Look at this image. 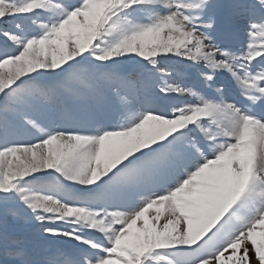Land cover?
I'll return each mask as SVG.
<instances>
[{"label": "snow or ice", "instance_id": "1", "mask_svg": "<svg viewBox=\"0 0 264 264\" xmlns=\"http://www.w3.org/2000/svg\"><path fill=\"white\" fill-rule=\"evenodd\" d=\"M0 257L264 264V0H0Z\"/></svg>", "mask_w": 264, "mask_h": 264}, {"label": "trees", "instance_id": "2", "mask_svg": "<svg viewBox=\"0 0 264 264\" xmlns=\"http://www.w3.org/2000/svg\"><path fill=\"white\" fill-rule=\"evenodd\" d=\"M20 222H22V221H17L18 224L16 225V224H11L12 222L10 221L9 227H10L11 230L15 231L18 235L26 236L28 234L29 230H27L25 232H24V230L17 231V230H19L18 226L22 225ZM0 264H4V261H3L2 257H0Z\"/></svg>", "mask_w": 264, "mask_h": 264}, {"label": "rangeland", "instance_id": "3", "mask_svg": "<svg viewBox=\"0 0 264 264\" xmlns=\"http://www.w3.org/2000/svg\"><path fill=\"white\" fill-rule=\"evenodd\" d=\"M215 2L226 4V3L229 2V0H215ZM11 222H12L11 224H16V225L18 224L17 221H11ZM20 223H21L22 225L18 226L19 230H17V231H22V230H24V232H25V231L29 230V226H28L27 224H25L24 222H23V223L20 222ZM16 225H15V226H16Z\"/></svg>", "mask_w": 264, "mask_h": 264}]
</instances>
